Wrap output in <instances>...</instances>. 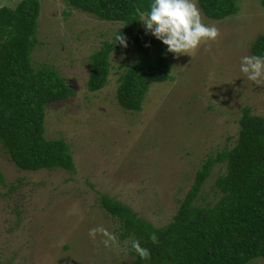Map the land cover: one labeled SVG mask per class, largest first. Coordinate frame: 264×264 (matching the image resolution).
<instances>
[{"label":"rangeland","instance_id":"obj_1","mask_svg":"<svg viewBox=\"0 0 264 264\" xmlns=\"http://www.w3.org/2000/svg\"><path fill=\"white\" fill-rule=\"evenodd\" d=\"M15 2L0 0V6ZM234 3L231 15L204 17L220 36L194 55L177 57L165 45L169 78L149 83L139 109L129 111L114 99L116 78L133 60L121 44L108 53L104 85L84 86L90 54L102 41L115 42L120 23L61 0H39L30 66L53 69L73 92L44 105L42 136L66 144L72 169L19 170L0 148V264H129V239L119 238L117 221L99 207L101 195L153 227L170 219L193 172L232 145L240 109L264 114V86L240 71L249 43L264 32V10L258 0ZM139 22L141 32L155 38L141 15ZM222 171L221 162L210 167L199 191L204 201L217 195L213 182ZM97 226L115 233L120 248L105 247L100 234L91 239L89 229Z\"/></svg>","mask_w":264,"mask_h":264},{"label":"trees","instance_id":"obj_2","mask_svg":"<svg viewBox=\"0 0 264 264\" xmlns=\"http://www.w3.org/2000/svg\"><path fill=\"white\" fill-rule=\"evenodd\" d=\"M61 1L98 20L120 23L115 42L102 41L90 54L84 86L95 91L104 85L108 53L117 50L115 36L120 33L127 40L123 51L133 53V60L116 78L114 99L125 110H138L147 85L169 78L161 53L165 45L139 28L141 13H147L154 0ZM198 4L203 16L212 20L236 11L234 0H198ZM258 4L264 10V0ZM38 9L39 0H16L11 8L0 6V148L19 170H71L66 144L42 136L44 105L64 100L73 92L53 69L30 66ZM248 51L264 56V32L253 38ZM215 162L223 163V171L213 182L217 195L207 202L199 191ZM2 180L0 174V184ZM197 199L203 203L196 204ZM98 205L117 221L119 238L129 239V264H245L255 258L264 262V114L240 109L232 145L206 158L193 172L164 225L151 226L105 195L99 197ZM152 233L158 236L157 244L149 239ZM133 239L149 249L150 259L142 260L131 249Z\"/></svg>","mask_w":264,"mask_h":264},{"label":"clouds","instance_id":"obj_3","mask_svg":"<svg viewBox=\"0 0 264 264\" xmlns=\"http://www.w3.org/2000/svg\"><path fill=\"white\" fill-rule=\"evenodd\" d=\"M141 22L145 25L146 32L162 41L167 50L177 57L192 56L202 45L214 42L220 36V30L215 24L204 22L198 0H154L149 11L141 13ZM115 40L127 47L126 37L120 33L115 36ZM240 71L249 81L257 86H264V56L241 57ZM97 234L104 238L101 243L105 247L120 248L117 235L107 228L97 226L89 229L88 235L91 239L95 240ZM149 239L153 244L159 242L155 233ZM125 244H129V241H125ZM130 246L142 260L151 258L149 249L142 247L139 240H131Z\"/></svg>","mask_w":264,"mask_h":264}]
</instances>
